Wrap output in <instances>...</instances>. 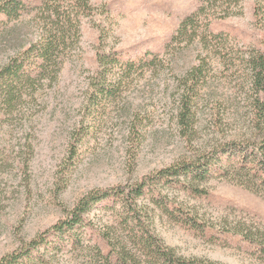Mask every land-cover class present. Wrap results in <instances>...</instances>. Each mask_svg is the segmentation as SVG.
I'll list each match as a JSON object with an SVG mask.
<instances>
[{
	"label": "rangeland",
	"instance_id": "obj_1",
	"mask_svg": "<svg viewBox=\"0 0 264 264\" xmlns=\"http://www.w3.org/2000/svg\"><path fill=\"white\" fill-rule=\"evenodd\" d=\"M24 1L22 18L0 23V66L38 36L34 8L40 2ZM90 2L94 16L82 20L80 41L62 57L57 78L51 81L45 73L35 89L26 88L22 107L7 109L0 102V259L66 218L89 192L129 190L177 160L200 156L202 145H222L246 130L238 113L248 103L241 53L264 50L253 0L231 7L235 14L228 18L213 20L232 37L226 45L231 54L227 62L220 59V38L212 46L214 63L199 83L203 112L190 141L181 133L177 107L202 46L198 39L175 36L199 0ZM103 8L107 13L100 14ZM114 51L132 60L147 53V61L126 77L110 102L92 107L95 86L109 81L99 79L97 54ZM207 94L213 95L210 101ZM212 104L229 108V115L215 116ZM151 186L165 205L161 209L150 197L144 199L142 219L175 256L264 264L263 193L218 177L202 182L201 193L177 182ZM95 207L87 213L92 225L79 229L74 241L51 239L43 259L51 264L115 261L107 236H115L114 243L126 240L130 225L121 220L119 205L115 210Z\"/></svg>",
	"mask_w": 264,
	"mask_h": 264
},
{
	"label": "trees",
	"instance_id": "obj_2",
	"mask_svg": "<svg viewBox=\"0 0 264 264\" xmlns=\"http://www.w3.org/2000/svg\"><path fill=\"white\" fill-rule=\"evenodd\" d=\"M241 1L243 0H199L197 8L177 29L175 38H189L191 41L198 39L202 46L201 51L197 52V63L189 70L177 107L181 133L188 141L197 132L199 115L203 112L200 103L202 84L199 83L207 66L214 63V58L211 57L212 46L220 38L223 45L219 53L220 59L227 62V57L231 54L226 45L232 37L226 31L215 28L216 22L213 20L225 19L235 14L231 12V7L239 5ZM39 2L34 8L35 15L39 17L36 22L37 38L0 66V102L7 109L15 105L22 107L28 98L26 88L35 89L41 84L45 73L53 75L47 76L51 81L57 78L63 63L62 57L80 41L82 20L93 17L95 12L90 0ZM253 3L255 25L263 32L261 41L264 44V0H253ZM25 7L24 0H0V23L22 18ZM103 13H107L105 8L100 10V14ZM97 55L99 79L109 81L95 86L97 88L91 101L92 107L110 102L126 77L143 67L148 56L146 53L138 60H132L117 51L99 52ZM241 55L247 68L242 75V83L245 87L243 95L248 103L242 108V112H238L240 108L235 111L241 115V122L246 128L243 135L233 136L224 144H215L210 148L202 145L200 156L177 160V163L144 177L129 190L117 187L89 192L77 202L66 218L39 233L25 247L3 256L0 264H25L26 260L35 258L48 264L49 261L43 259V253L52 242L51 239H59V242L62 238V242L66 239H78L79 229L92 225L87 213L95 206L115 210L117 205L122 212L121 220L125 225H130V235L128 239L115 243V236H107L108 246L111 247L110 256L113 253L115 259L111 258L110 264H220L175 256L174 250L165 245L143 221V214L147 211L143 202L150 197L153 199L149 200L151 203L164 208L165 204L156 200L157 192L152 184L177 182V187L201 193L203 190L199 185L216 177L231 179L252 191L264 194V50L247 49ZM190 80H194V83L190 84ZM211 98L213 95L210 94L207 100L210 101ZM211 107L215 116L229 115V108L215 104ZM110 198L116 200H107Z\"/></svg>",
	"mask_w": 264,
	"mask_h": 264
}]
</instances>
